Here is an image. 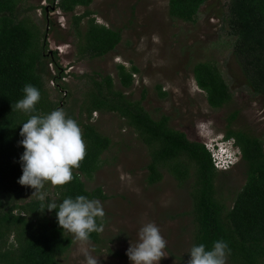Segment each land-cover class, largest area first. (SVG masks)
<instances>
[{
	"label": "trees",
	"instance_id": "16d2710c",
	"mask_svg": "<svg viewBox=\"0 0 264 264\" xmlns=\"http://www.w3.org/2000/svg\"><path fill=\"white\" fill-rule=\"evenodd\" d=\"M62 13H72L70 28L80 59L100 58L113 52L122 40L120 29L96 21L88 6L92 0H48ZM208 0H168L169 17L194 22ZM23 0H0V264H61L60 258L72 245V238L58 225L57 206L66 197L84 195L105 200L101 187L88 190L82 178H91L101 167L102 155L112 141L91 122L92 115L114 113L132 128L146 146L147 184L159 183L164 172L179 183L192 179L190 214L194 222L192 245L204 243L210 248L223 239L230 248L232 264H264V149L262 141L245 130L227 126L224 135L234 138L240 147L245 169V183L230 204L218 191L219 174L203 141L191 140L187 134L170 126L168 115L153 117L143 105V96L132 98L125 91L133 85L134 66L116 64L119 85L110 74L88 77V87L79 104L77 123L86 145V155L73 179L62 186L45 182L39 192L18 183L22 175L19 157L24 149L20 127L30 115H45L57 109L48 100L45 77H49L48 45L41 40L38 26L27 17H18ZM77 7H84L76 14ZM226 23L235 36L232 54L245 84L254 95L264 98V0H229ZM57 67L56 60L54 61ZM192 74L199 89L205 92L208 105L222 108L232 99V91L213 61L193 64ZM31 84L41 98L34 113L16 109L23 98V88ZM166 93L163 92L162 95ZM237 115L233 111L227 120ZM74 119V117L70 116ZM51 190H50V189ZM45 199L41 200L40 195ZM29 200L26 201L25 197ZM15 202V203H13ZM102 225V218H97ZM12 237V239H10ZM88 241L100 245L101 231L90 234ZM187 264V263H185Z\"/></svg>",
	"mask_w": 264,
	"mask_h": 264
},
{
	"label": "rangeland",
	"instance_id": "374dc122",
	"mask_svg": "<svg viewBox=\"0 0 264 264\" xmlns=\"http://www.w3.org/2000/svg\"><path fill=\"white\" fill-rule=\"evenodd\" d=\"M167 3L92 0L88 8L94 11L96 21L120 29L122 40L103 57L80 59L70 28L72 13H62L48 0H23L18 17L35 23L41 40L48 45L50 76L44 78L48 100L58 103L57 109L77 121L88 77L110 74L116 88H121L116 71V64L121 63L138 69L132 87L125 92L132 98L143 96V105L153 117L168 115L170 126L184 131L189 139L210 147L209 142L223 135L230 125L258 137L264 149V98L251 93L233 57L236 38L225 20L229 0H208L194 22L169 17ZM84 10L77 7L75 13ZM51 59L56 60L57 67ZM199 61H213L233 93L222 108H211L205 92L195 83L192 67ZM233 111L237 115L230 123L227 118ZM91 122L112 141L102 155L101 167L91 178H82L88 190L101 187L107 196L105 200L96 199L104 211V241L95 245L67 232L72 245L60 258L61 264H87L89 256L96 264H131L126 252L130 244L138 242V231L148 222H154L167 241L159 264L187 263L194 232L190 214L192 179L179 183L164 172L159 183L147 184L149 156L137 133L114 113L95 112ZM244 171L239 161L219 174L217 188L227 205L244 185ZM226 264H232L228 258Z\"/></svg>",
	"mask_w": 264,
	"mask_h": 264
},
{
	"label": "clouds",
	"instance_id": "9594fccd",
	"mask_svg": "<svg viewBox=\"0 0 264 264\" xmlns=\"http://www.w3.org/2000/svg\"><path fill=\"white\" fill-rule=\"evenodd\" d=\"M22 91L23 98L17 101L16 109L26 114L34 113L41 98L39 89L26 84ZM21 125L19 144L24 151L19 157L22 175L18 183L37 192L44 188L45 182L53 186L69 183L73 179V169L79 168L86 155L78 123L62 109H55L45 115H30ZM209 144L210 147L205 145L218 171H227L241 161L242 153L234 138L223 134L213 138ZM216 162L226 165V168H217ZM40 199H45L43 194ZM47 209L56 210L58 225L78 240H87L92 232L102 230L97 218H103L104 211L96 199L84 195L66 197L58 206L52 203ZM166 245L159 227L148 222L140 227L138 242L134 246L130 244L126 255L131 264H159ZM230 251L223 239L214 241L210 248L204 243L194 244L188 252L187 264H226ZM87 264H96V261L89 256Z\"/></svg>",
	"mask_w": 264,
	"mask_h": 264
},
{
	"label": "built area",
	"instance_id": "2783aa9c",
	"mask_svg": "<svg viewBox=\"0 0 264 264\" xmlns=\"http://www.w3.org/2000/svg\"><path fill=\"white\" fill-rule=\"evenodd\" d=\"M216 167H217V168H224V169H225V168H226V165L221 164V163H219V162H216ZM224 169H223V170H224Z\"/></svg>",
	"mask_w": 264,
	"mask_h": 264
}]
</instances>
